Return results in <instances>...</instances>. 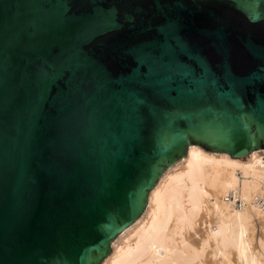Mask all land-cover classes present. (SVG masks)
Listing matches in <instances>:
<instances>
[{
  "label": "water",
  "instance_id": "95a60500",
  "mask_svg": "<svg viewBox=\"0 0 264 264\" xmlns=\"http://www.w3.org/2000/svg\"><path fill=\"white\" fill-rule=\"evenodd\" d=\"M190 144L264 148V0H0V264H99Z\"/></svg>",
  "mask_w": 264,
  "mask_h": 264
},
{
  "label": "bare ground",
  "instance_id": "6f19581e",
  "mask_svg": "<svg viewBox=\"0 0 264 264\" xmlns=\"http://www.w3.org/2000/svg\"><path fill=\"white\" fill-rule=\"evenodd\" d=\"M234 188L248 202L242 208L225 200ZM255 193L264 196V148L233 157L190 144L101 264H264V210L251 202Z\"/></svg>",
  "mask_w": 264,
  "mask_h": 264
},
{
  "label": "built area",
  "instance_id": "2783aa9c",
  "mask_svg": "<svg viewBox=\"0 0 264 264\" xmlns=\"http://www.w3.org/2000/svg\"><path fill=\"white\" fill-rule=\"evenodd\" d=\"M225 200L237 208H242L248 204L247 200H245L244 196L237 188L229 190L225 195ZM251 202L264 210V196L261 194L255 193L251 198Z\"/></svg>",
  "mask_w": 264,
  "mask_h": 264
},
{
  "label": "rangeland",
  "instance_id": "374dc122",
  "mask_svg": "<svg viewBox=\"0 0 264 264\" xmlns=\"http://www.w3.org/2000/svg\"><path fill=\"white\" fill-rule=\"evenodd\" d=\"M199 236H197V238H198ZM102 262H100L99 264H101Z\"/></svg>",
  "mask_w": 264,
  "mask_h": 264
}]
</instances>
